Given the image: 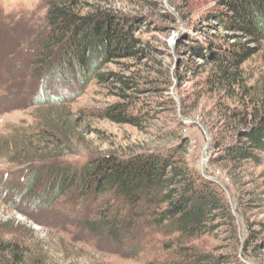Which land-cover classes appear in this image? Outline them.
I'll return each mask as SVG.
<instances>
[{"label":"rangeland","instance_id":"obj_1","mask_svg":"<svg viewBox=\"0 0 264 264\" xmlns=\"http://www.w3.org/2000/svg\"><path fill=\"white\" fill-rule=\"evenodd\" d=\"M80 1L83 14L118 18L125 39L135 28L144 40L138 57L101 60L87 86L49 80L35 69L38 39L48 32L46 0H0V241L18 245L21 255L16 261L3 252L0 264H164L178 260L181 245L231 255L235 264H264V155L256 162L224 158L226 147L264 113V41L221 28L225 10L217 0ZM213 37L255 50L236 81L215 79ZM117 105L145 121L133 126L109 118ZM169 151L216 182L225 197L227 216L213 234L176 241L138 230L132 242L139 256L130 258L128 244L121 247L84 223L104 211L123 212L113 196L71 191L45 208L22 195L28 171L38 166L80 168L107 155Z\"/></svg>","mask_w":264,"mask_h":264},{"label":"trees","instance_id":"obj_2","mask_svg":"<svg viewBox=\"0 0 264 264\" xmlns=\"http://www.w3.org/2000/svg\"><path fill=\"white\" fill-rule=\"evenodd\" d=\"M217 1L225 10L219 19L221 28L237 32L255 43L264 41V0ZM46 2L48 32L38 39L39 52L34 64L39 74L47 79L71 80L87 86L103 65L101 60L107 61L110 56L121 54L138 57L144 53L138 48L144 40L135 28L125 39L122 36L124 22L118 18L108 17V20L100 21L95 13L83 14L80 0ZM212 39L211 50L218 72L215 79L226 80L232 75L236 81L237 71L255 54V50L245 43L231 44L225 37ZM98 77L108 80L106 75ZM116 80L128 89L132 87L133 82L118 77ZM45 102L57 100L45 97ZM139 108L145 107L139 105ZM128 110L126 105L114 106L108 117L133 126H140L145 121L139 114L128 113ZM40 134L44 139L54 137ZM257 154L264 155V113L258 122L252 120L250 129L242 132L241 141L226 147L224 158L256 162ZM71 191L81 197L111 195L121 203L125 209L123 212L104 211L94 221L87 219L84 223L90 232L106 236L121 247L128 244L127 256L130 258L139 256L137 245L132 242L138 230L149 229L169 239L188 241L213 234L216 222L225 219L228 212L218 184L192 172L183 159H177L170 151L124 159L107 155L90 159L80 168L57 163L38 166L28 171L22 195L34 207L47 208ZM181 246L178 260L164 264H235L231 255H216ZM172 247L170 243L168 248ZM3 252L12 254L16 261L20 260L18 245L0 241V254Z\"/></svg>","mask_w":264,"mask_h":264}]
</instances>
